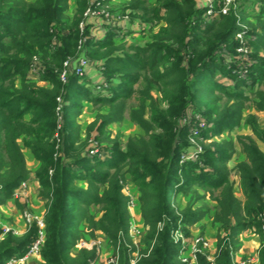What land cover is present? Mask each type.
Returning <instances> with one entry per match:
<instances>
[{
	"label": "trees",
	"instance_id": "1",
	"mask_svg": "<svg viewBox=\"0 0 264 264\" xmlns=\"http://www.w3.org/2000/svg\"><path fill=\"white\" fill-rule=\"evenodd\" d=\"M158 1L148 5L146 0H130L124 5L122 13L129 12L144 23L164 22L147 44L129 43L127 47L123 42L118 44L121 39L111 30L103 39L92 37L88 24L80 30L79 24L86 19L88 0H0V204L11 198L19 184L29 177L23 152L26 147L40 162L37 176L50 201L45 215L46 240L40 251L41 264H89L93 260L95 248L83 247L71 253L79 240L77 225L82 221L88 224L92 236L94 231H100L115 246L120 245L118 264H131L134 250L123 242L124 238L129 241L130 223L128 197L123 194L126 166L128 172L136 175L142 192V217L149 226L148 248L136 264H181L177 259L179 245L173 241L172 231L195 223L202 212L191 205L179 211L172 200L179 193L190 192L195 185L205 184L222 187L220 196L215 198L219 208L214 220L226 223V227L230 225L229 240L249 228L261 235L259 264H264V151L253 139L241 140L246 153V159L238 165L245 196L243 205L228 181L226 161L230 154L222 148L206 150L209 156L203 152L202 166L193 160L180 165L184 151L180 132L189 131L188 126H180L182 118L192 110L204 115L205 112L191 105L198 97L215 96L214 90L209 93L202 90L204 81L224 91L226 84L214 79L221 67L226 73L241 70L244 75L256 74L257 80L253 79L252 83L264 85V66L260 65L262 59L257 52L264 48V22L250 24L245 34L254 43L245 63L239 61L236 52L243 10L206 20L197 0ZM73 3L76 8L68 19L66 13ZM262 5L260 12L264 11V0ZM89 46L94 50H88ZM102 48L105 50L97 68L107 86L100 88L105 93L95 96L94 101L109 105V110L99 115L94 124L96 130L118 121L127 99L138 92L139 103L130 111V118L147 138L130 137L124 152L115 144L106 149L112 152L104 161L100 156L90 155L71 158L68 156L71 144H65L57 153L55 135L61 132L62 125L66 128L72 121V112H63L58 120L56 107L58 103L67 106L66 101L78 99L72 93L84 94L81 98L90 100V91L84 90L80 76L70 73L63 83L59 73L68 57L88 52L95 55ZM33 56L40 59V79L47 85L37 84L30 76ZM138 83H141L139 91L134 88ZM154 88L162 93L161 102L166 103V108L159 110L152 94ZM60 92L64 98L58 102ZM232 93L234 98L244 97L237 88ZM256 97V108L264 111V89H259ZM147 110H150L149 118ZM211 116L205 118L209 121ZM232 124L229 116H219L207 127L205 136L219 134ZM256 133L264 141V130ZM67 139L73 143L72 132L67 134ZM76 165L87 166L78 173L74 171ZM76 180L85 181L87 188L79 187ZM171 186L174 191L169 193ZM92 205L101 206L100 217L90 214ZM36 234L37 228L33 226L22 237L8 234L0 239V264L25 254ZM228 246L226 242L220 247L218 264H234ZM199 264L209 262L199 256Z\"/></svg>",
	"mask_w": 264,
	"mask_h": 264
},
{
	"label": "rangeland",
	"instance_id": "2",
	"mask_svg": "<svg viewBox=\"0 0 264 264\" xmlns=\"http://www.w3.org/2000/svg\"><path fill=\"white\" fill-rule=\"evenodd\" d=\"M129 1L130 0H112L108 2V4H110V7L108 8L113 12L121 14L123 12L124 5ZM146 2L148 5H155L158 4L159 1L146 0ZM262 6V0H240L239 9L244 11V17H242L244 21H242L241 26L245 27H242L241 30L246 29L245 31L247 33V30L251 28L250 24L258 25L260 22H264V11L260 12ZM74 8H76V6H74L73 3L71 10L66 13V17L68 19L73 17L72 10ZM133 20L136 19L132 17L129 20L127 18V20L125 19L123 23L130 25ZM163 23V21L159 22L156 20H152L150 23L145 22L146 27H144V30L136 32L128 40H118V44L123 42L127 47L129 46V43L145 45L147 42L152 40L153 35L159 30L160 26H163ZM244 39L246 40L245 44L248 52L246 54L238 52L239 45L236 48V52L239 53V61L246 63L249 60V55L252 52L254 43L250 42L248 38L244 37ZM238 42L240 41L238 40ZM80 43L81 40L78 46L79 49L81 47ZM91 48H93V46H89L88 50H94ZM104 50L105 48L100 50L97 49L100 53L98 52L95 55L90 54L89 52L86 53V56L92 62V65L86 71V75L80 78L79 82L83 85L84 90L90 91L88 94L90 96V100L82 99L81 96L84 94L76 95L71 92V96L78 99L73 98L71 101H66L67 106H62L61 103H58L56 107L58 120L63 117L61 116L63 112H72V116L70 117V120L72 121L68 123L66 128L63 125L61 127V124H58V128L61 127L62 129L60 133L56 132L55 135L57 137V153H59L58 151L61 147H64L65 144H71L70 149L68 150V156L71 158H78L81 155H90L100 156L104 161L105 158L110 156L112 152L106 151V149L112 148L115 144L120 152H124L130 137L134 138L143 136L147 138L144 131L130 118V111L133 108H136L139 103L138 92L127 99L125 111L118 121L108 124L104 129H99L98 131L96 130L94 124L98 122L99 115L105 114L109 110V105L94 101V98H96L95 96H101V94L103 95L105 93V90L97 88V83L102 77L97 68V66H99L97 61L100 58L101 52ZM257 52H259V57L262 59L260 65L264 66V48H259V51ZM224 66H227V62L224 63ZM222 70L223 69L220 67V70L216 71L217 75L214 79L226 84L225 90L220 91L217 87L207 85L208 81H204L205 83L201 85L202 90H206L205 93H209L210 90H214L215 96L213 98L204 97L202 99L201 97H198L199 99L195 100L194 104L191 105V108L199 109L203 113L205 112L204 115L200 112H196L200 115L198 117H201V119L206 122V126L201 128L200 138L198 139V137H194V135H192V130L196 127L194 125H198L196 122L197 116H184L181 120L182 124L179 123L182 128L184 125L188 126L186 128L189 130L188 134L187 132H183V129L180 132L181 145H184V151L181 154V158L184 154H191L192 158L187 161L194 160L199 166H202L203 162L200 159V156H202L201 154L203 152L208 149L212 150L210 148H222L225 150L228 155L230 154L226 161V165L228 167V181L233 186V192L236 198L243 205L245 196L241 184V174L238 171V165L246 159V153L244 152L241 140L246 138L253 139L257 143L258 147L264 151V141H262L256 133V130L258 132H262L264 130V111L258 110L255 105L257 99L256 92L259 89H264V85H260L258 82L255 84L252 83L253 79L257 80L256 74L244 75L241 70L226 73ZM33 80L39 85L44 86L48 84L46 81H42L41 79ZM140 86L141 83L134 85L135 90L139 91ZM234 88L243 91L244 97L234 98V93H232ZM96 93H98V95H96ZM152 94L158 101L159 110L166 108V103L161 102L162 93L158 89L154 88ZM59 98H64L62 92H60ZM58 102L60 101L58 100ZM71 102H76V105H71ZM147 112L146 116L149 118L151 115L150 110H147ZM192 112H194V110H192ZM205 116H211L209 117V121L205 118ZM219 116H229V119L233 121L232 126L224 127L219 134H213L206 137L205 134H207V127L217 121ZM237 116H240V119H238ZM70 132H72V136L75 139L73 143L67 139V134ZM94 145L98 150V155H92L89 151ZM194 145L199 147L198 150L200 152L198 156L195 155ZM100 151H102V153H99ZM23 152L27 161L30 178L26 179L23 192L18 193L17 195L13 192L11 198L6 200L3 204H0V229L2 230L0 239L4 238L8 234H12L15 237H22L29 232L33 226H36L38 230L39 220H42L44 224L46 223L45 215L50 201L47 197V191H45L41 179L37 176L40 169V162L36 159V157H34L28 148L24 147ZM207 155L209 156L206 151V156ZM181 158L180 165L182 166L187 161H182ZM86 166L87 165H76L74 171L79 173L83 171ZM126 171L127 166L124 168L125 181L123 184V194L126 195L130 201L128 206L130 223L129 241L124 238L123 242L126 241V246L134 250L131 252V257H133L132 259L138 260L143 255L142 253L148 248L149 242L147 236L149 226L145 223L142 217V192L139 188L138 182L136 181V175H134L132 171ZM52 173L53 170L50 169L49 174L51 175ZM184 176L185 173L182 174L183 178ZM182 177L180 175V179H182ZM75 182L79 187L87 188V183L85 181L76 180ZM221 190L222 187L213 188L207 184L203 186L195 185L193 190L190 192L184 194L179 193L177 197L173 198L172 201L175 203V208L177 207L179 211L191 205L193 209L200 210L202 212V217L195 223L186 225L185 228L183 226H178L176 228L186 240L187 248L182 256H191L193 254V248L191 246L194 245L197 238L203 237L206 241L211 243L212 251L209 249H203L201 251L202 253L198 254V258L199 256L206 258L207 255H212L215 259H217L221 251L220 247H223V245L227 242L229 244L228 247L231 252L232 261L235 260L234 262H241L242 264H259V250L261 246L260 234L252 228H249L241 231L239 234L234 236L232 240H229L228 228H230V225L226 227V223H219L214 220V214L219 208L215 198L220 196ZM173 191L174 187L171 186L169 193ZM89 212L96 218L100 217L102 214L101 206L92 205ZM28 216L30 221L27 220ZM158 227L161 228L162 223L158 224ZM77 230L79 233V240L74 248H72V254H75L82 247L90 248L91 244L97 242L99 246L98 251H100L99 258L101 259L99 264H106L107 260L113 256L114 252L118 248H120L119 244L115 246L100 231H94L92 236L91 229L85 221H82L77 225ZM152 243H154V241H152ZM182 256H179V254L177 255V259L180 263L182 262ZM41 261V254L38 253L37 255H34V257H31L25 264H41Z\"/></svg>",
	"mask_w": 264,
	"mask_h": 264
},
{
	"label": "built area",
	"instance_id": "3",
	"mask_svg": "<svg viewBox=\"0 0 264 264\" xmlns=\"http://www.w3.org/2000/svg\"><path fill=\"white\" fill-rule=\"evenodd\" d=\"M110 1L112 0H88V7L84 12V16L85 18L90 16L102 17L107 22L106 31L109 30L113 31L115 33L116 38L118 39H127L128 37L127 30L132 31V29L130 25L124 24L123 21L125 19L127 20V18L130 20V18L132 17L129 12L120 14L118 12H113L112 10H109L108 7H110V4H108V2ZM177 1H181V0H177ZM197 5L201 9H204L203 17H205L206 20H209L216 18L221 14H228L229 12L237 13L240 6V0H197ZM79 27L83 31L85 27V20L79 24ZM144 27H146L145 23L139 20L134 30L136 32H139L144 30L145 29ZM242 27L245 28L244 26ZM245 30L246 29L240 30L236 35V38L240 41L238 52L242 54H246L248 52L245 44L246 40L244 39L246 34ZM84 41H85V37L81 40L80 44H83ZM91 65L92 62L88 59V57L84 53L76 57H68L66 60L63 61L62 69L59 73V78L63 83H65L70 73H74L80 77H84L86 75L87 68L90 67ZM41 73H42V67H41L40 59H38V57L35 56L33 57L30 65V76L32 79H40ZM102 86L103 87L107 86V82L105 81L103 76L98 81L97 88L100 89L102 88ZM58 100L60 101V98H58ZM184 116H197L196 122L198 125H194L196 127L193 128L192 135H194V137H198L199 139L200 132L202 130L201 128L206 126V122L203 119H201V117H198L200 116L199 114L194 112L188 113ZM194 147H195L194 149L195 155L198 156L200 152L198 150L199 147H197L196 145H194ZM89 151L92 153V155H97L98 152L95 145ZM190 158H192L191 154H184L181 160L187 161ZM25 181L26 180L22 181L19 184V186L14 190V193L16 195L24 191ZM129 204L130 201L128 200V206ZM27 220L30 221L29 216L27 217ZM38 224L39 226L36 237L29 245L26 253L23 254L22 256L11 257L7 259L4 262V264H25L30 260L31 257H34V255L40 253L41 248L46 240V225H45L46 223L44 224L42 220H39ZM172 239L176 244L179 245L178 254L179 256H182L187 248L186 240L183 238V235L177 231V229H174V231H172ZM98 247L99 246L97 242L91 244L90 248L85 247L88 249H92V248L96 249V256L89 264L100 263L101 259L99 258L100 251H98L99 250ZM191 247L193 248V254L189 257L182 256L181 264H199L198 254L202 253L201 251L203 249H207V250L209 249L210 251H212L211 243L206 241L203 237L197 238L195 240L194 245H192ZM119 257H120V253L118 248L114 252L113 256L107 260L106 264H118ZM206 258L209 264H218L216 259L212 255H207ZM234 261L235 260H233L234 264H242L241 262H234ZM136 263H137V259H131V264H136Z\"/></svg>",
	"mask_w": 264,
	"mask_h": 264
},
{
	"label": "crops",
	"instance_id": "4",
	"mask_svg": "<svg viewBox=\"0 0 264 264\" xmlns=\"http://www.w3.org/2000/svg\"><path fill=\"white\" fill-rule=\"evenodd\" d=\"M134 19H136V20L131 21L132 23L130 24V27H131L132 31H128L127 30L128 37L125 40L130 39V37H132V35H134L136 33V31L134 30V28L136 27V25L138 23L137 20H140L141 21V19L139 17H136V18L134 17ZM85 24H88L89 25V27H90V34H91L92 37H94L96 39H103L105 37L106 32H107L106 31L107 22L102 17H92V16L87 17L85 19ZM90 67H88L87 70ZM28 178H30V174H29V177Z\"/></svg>",
	"mask_w": 264,
	"mask_h": 264
}]
</instances>
